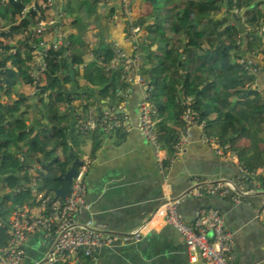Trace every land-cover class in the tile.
<instances>
[{"label":"trees","instance_id":"16d2710c","mask_svg":"<svg viewBox=\"0 0 264 264\" xmlns=\"http://www.w3.org/2000/svg\"><path fill=\"white\" fill-rule=\"evenodd\" d=\"M148 1L154 7L141 18V23L150 24L140 45V53H144L142 74L150 88L149 101L153 105L159 142L167 145L171 152L174 151L181 129L175 128L171 122L174 121L176 125L181 122L183 106L180 101L188 96L194 99L207 136L223 139L225 131L232 139L249 129L251 132L254 130L255 136L263 133L264 94L252 87L257 81L254 73L260 67L248 62L247 55L264 53V35L261 31L264 27V0ZM48 4V0L42 3L39 0H0V24L6 22L0 30V96L9 95V99L18 96V101L13 104L8 101L6 105L0 104V175L9 188L6 194L0 188V199H3L0 206L6 207L7 199L12 198L20 207L33 205L37 193L50 197L51 202L57 199L55 193L47 189L60 186V181L41 177L33 171L30 173L28 163L40 165L39 157L42 156L49 163L51 174L57 175L64 174L74 158H80L78 155H68V148L71 147L65 137L68 139L69 120L63 107L76 101L77 109L88 112L95 102V93L106 99L109 106H115L124 101V93L129 86L122 76L121 67L106 70L105 64L116 57L110 48L99 53L97 51L98 59L81 72L79 65L84 58L71 51L82 41L77 35H70L67 44H62L55 54L45 57L43 77L35 86L39 89L35 93L41 97L40 106L45 105L43 110L42 106L38 107V113L42 114L45 110L46 115L55 122L50 130L54 135L48 139L43 136L26 141V121L34 118L33 109L37 107L29 99L31 90L25 87L32 89L34 84L30 71L37 64L36 50L43 39L35 26L42 20H48L46 11L52 8ZM28 7L31 8L27 11ZM68 12L70 6L63 10L64 14ZM238 22L242 23L244 31L239 28ZM12 49L16 50L15 53L11 52ZM69 66L74 70L73 79ZM43 80L46 83L43 84ZM68 83L73 84L70 85L72 90H77L71 96L67 92ZM47 91L49 102L44 103L42 96ZM78 118L73 126L80 134L96 132L97 136L101 135L100 128L80 132L76 127ZM8 119H11L10 124L6 123ZM17 127L22 134L18 142L20 144V139L23 142L15 149L9 138L18 134L15 130ZM54 139L64 146V155H56V160H53L56 149L50 151L47 146ZM19 150L28 155V162L19 155ZM240 157L243 166L254 169L252 161L247 162ZM251 181L264 189V176L258 175ZM63 184L70 191L72 184L68 181H63ZM33 187L37 193L31 192ZM7 210L9 208L3 211ZM40 235L43 240V234ZM8 238V234L2 233L0 228V247L7 243ZM92 263L86 261V264Z\"/></svg>","mask_w":264,"mask_h":264},{"label":"crops","instance_id":"0c3cea01","mask_svg":"<svg viewBox=\"0 0 264 264\" xmlns=\"http://www.w3.org/2000/svg\"><path fill=\"white\" fill-rule=\"evenodd\" d=\"M42 1L39 0L40 3ZM48 1L52 8L46 11L48 20H42L46 23L42 41L52 47L55 43L67 44V37L77 35L82 42L71 52L84 58V62L79 65L81 72L98 59L97 51L99 53L110 48L116 55L119 51H133L127 41L128 16L121 0ZM66 6H70V12L64 14ZM153 7L148 0H130V17L140 26L142 41L150 23H141V18L153 10ZM29 8L31 7L27 11ZM5 23L0 24V30ZM57 48H53L50 55L55 54ZM143 54L141 51L142 62ZM35 58L38 60L37 52ZM247 61L260 67L254 73L257 81L252 87L264 94V63L262 65L261 54L247 55ZM66 87L69 96L77 92L70 85ZM25 88L31 90L29 99L37 107L33 109L34 118L26 121L28 128L34 132L35 137L52 138L54 134L46 132V129L51 130L55 122L46 115L45 110L42 114L38 113L42 105L40 106L41 97L35 93L37 89L34 86L32 89ZM143 92V85L131 82L124 93L131 127L128 131L101 129L100 136L95 132L83 135L78 141L74 140L78 131L73 125L75 119L85 112L77 109L76 101L63 107L69 127L71 126L70 130L67 127L68 139L65 137L71 147L68 148V155L80 157L74 160L89 161L85 175L88 207L79 212L77 220L91 227L103 225L109 235L119 236L111 244L101 246L87 261H92V264H205L200 257H192L182 235L173 226L165 225L157 219L149 221L167 195L181 199L178 210L189 222L205 213L209 207L220 209L227 229L233 234L229 252L232 263L264 264V190L260 189V184L251 181V178L258 175L264 176V132L255 136L254 130L251 132L249 129L241 136L230 139L224 131L223 137L226 140L206 135L210 140L205 141L202 139L203 132L196 127L182 151H177L174 146V151L171 152L163 142L157 145L150 142L138 129V106ZM2 96L3 94L0 101L6 105L9 95ZM46 97L48 103V91L42 96L43 99ZM93 97L95 102L91 109L104 110L109 107L108 101L97 93ZM10 99L17 102L18 96L14 95ZM10 122L11 119L6 121L8 124ZM171 123L178 130L182 128L181 122L177 125L174 121ZM15 130L18 134L11 138L16 139L14 148L17 149L23 140L20 139L19 144L21 130L19 127ZM47 146L50 151L54 149L49 144ZM217 150L222 151V155ZM61 153L64 155L63 150ZM240 155L247 162L252 161L254 169L252 166L251 169L243 166ZM219 180L231 181L234 189L231 188L226 195L209 194L206 186ZM1 185L7 188L5 181H0ZM253 188L257 191H253ZM3 190L2 193L6 194L7 191ZM237 193L243 194L239 200L233 197ZM0 223V228L5 225L1 218ZM145 225L150 230L144 228L137 240L121 238ZM44 257L45 246L40 233H36L27 245V261L31 263Z\"/></svg>","mask_w":264,"mask_h":264},{"label":"built area","instance_id":"2783aa9c","mask_svg":"<svg viewBox=\"0 0 264 264\" xmlns=\"http://www.w3.org/2000/svg\"><path fill=\"white\" fill-rule=\"evenodd\" d=\"M128 16L129 33L127 41L132 47V52L119 51L118 55L109 63H106V70L122 68L124 80L130 84L136 82L144 86V92L139 101L138 129L143 136L153 144L159 143L156 127L153 119V105L150 103V88L148 81L142 74V56L140 44L142 43L141 29L130 17V0H121ZM46 23L39 22L35 30L43 34ZM264 33V28L261 30ZM63 42L55 43L52 47L40 42L37 55L38 60L35 67L31 68V77L36 84L46 68L45 57L53 48L62 45ZM15 53V51H12ZM264 62V53H261ZM1 67V66H0ZM183 106L180 119L182 128L179 131L178 141L175 144L177 151H182L184 145L192 137L193 129L199 128L203 132L202 139L209 141L205 134V125L200 120L199 112L194 105L192 97L181 99ZM130 118L125 101L118 106H109L104 110L90 109L83 113L77 120L76 127L82 132L102 129L104 131H121L131 128ZM222 155V151L217 150ZM88 160L82 161L79 166V173L75 176L70 191L65 200L59 199L50 201L49 197L39 194L33 205H23L13 210L8 220V241L0 247V264H86L87 259L94 256L96 251L103 245H109L117 235H109L107 228L103 225L91 227L88 224L79 223L77 215L88 207L86 201L85 175L88 169ZM233 183L227 180H219L209 183L206 186L207 192L211 195H226ZM234 189V188H233ZM257 189L253 188V191ZM260 190V189H258ZM264 190V189H262ZM167 192V190H165ZM167 194V193H166ZM243 194L237 193L233 197L239 200ZM179 197H166L158 208L152 213L149 221L158 220L165 225L173 226L183 237L188 252L192 257H200L205 264H233L230 256V249L233 241V234L225 224V218L220 209L209 207L202 215L194 221L189 222L180 214L178 204ZM143 226L135 232L125 234V240L130 238L138 239L144 232ZM43 234V245L45 246V257L42 260L27 261V245L32 235Z\"/></svg>","mask_w":264,"mask_h":264},{"label":"water","instance_id":"95a60500","mask_svg":"<svg viewBox=\"0 0 264 264\" xmlns=\"http://www.w3.org/2000/svg\"><path fill=\"white\" fill-rule=\"evenodd\" d=\"M238 26L242 31H244V27H243L241 22H238ZM69 74H70L71 78L73 79L74 78V70L71 66L69 67ZM4 139H6V138H4ZM10 140H11V142L14 143L16 139L11 138ZM18 153L22 154L23 157H26V158L28 157V155L26 153H22L21 150H19ZM39 158H41L40 165H37V164L32 163V162L28 163V167L30 168V172L33 171L34 173L40 175L41 177H51L53 179L55 178L56 180L60 181V186L48 188L47 190H51L52 192H54L56 198H64L67 195L68 190L65 187V185L63 184V181H68L69 183L72 184L74 177L79 173V166L81 165L82 161L74 160L72 162L71 166L69 167V169L64 174L53 175L49 171V167H48L49 163L46 162L45 160H43L42 156ZM53 160H56V157ZM27 162H28V159H27ZM0 181L4 182V177L1 175H0ZM39 184L41 185V183H39ZM0 187L5 189L7 192L9 191V188H5V185H1ZM32 189L35 190L34 187ZM11 200L13 203L15 202L14 198H12ZM16 207H17L16 204H13L10 211H12Z\"/></svg>","mask_w":264,"mask_h":264},{"label":"rangeland","instance_id":"374dc122","mask_svg":"<svg viewBox=\"0 0 264 264\" xmlns=\"http://www.w3.org/2000/svg\"><path fill=\"white\" fill-rule=\"evenodd\" d=\"M68 85H73L72 83H68ZM46 95H47V93H46ZM48 96V95H47ZM44 103H46L47 101H48V97H46L44 100ZM42 107L43 108H45V105H42ZM46 132H48V133H50V129L49 128H47L46 129ZM244 133V132H243ZM63 137H65V135H63ZM83 137V135L82 134H80L79 132H77V135H76V137H75V141L77 140L78 141V138H82ZM49 145L50 146H53V148H55V149H57L56 150V153L54 154V156L56 157V155H58V154H62L61 153V151L64 149V146L63 145H59V143H57V142H55V139L54 140H52V141H50L49 142ZM52 165H54V162L51 164V167H52ZM9 215H10V212H8V211H3V217H4V220L6 221H8L9 220ZM1 224V223H0ZM1 232L2 233H5V234H7V232H8V228H7V226H6V224L3 226V227H1Z\"/></svg>","mask_w":264,"mask_h":264},{"label":"flooded vegetation","instance_id":"af4514ba","mask_svg":"<svg viewBox=\"0 0 264 264\" xmlns=\"http://www.w3.org/2000/svg\"><path fill=\"white\" fill-rule=\"evenodd\" d=\"M4 96V95H3ZM3 96H2V98H3ZM8 102H10V104H13L14 102L13 101H11V99H9V101ZM0 104H1V101H0ZM26 136L28 137L27 139H26V141H28V139L29 140H33L34 138H35V136H34V132H32L31 130H30V128H28V126H27V128H26ZM8 200V204H7V206L5 207L4 205L3 206H0V218L2 219V220H4V217H3V210H4V208L6 209V208H10L12 205H13V203L11 202V200H9V199H7ZM3 203V202H2ZM8 211V210H7Z\"/></svg>","mask_w":264,"mask_h":264},{"label":"clouds","instance_id":"9594fccd","mask_svg":"<svg viewBox=\"0 0 264 264\" xmlns=\"http://www.w3.org/2000/svg\"><path fill=\"white\" fill-rule=\"evenodd\" d=\"M12 51H13V50H11V52H12ZM30 72H31V71H30ZM30 75H31V74H30ZM40 78H42V75H41ZM33 86H34V88H35L36 84L34 83ZM35 89H36V88H35ZM37 91H39V89H37ZM18 152H19V151H18ZM19 155L22 156V154H19ZM22 158H26V157H23V156H22ZM26 159H27V158H26ZM30 173H32V172H30ZM74 178H75V177H74ZM73 180H74V179H73ZM72 184H73V182H72ZM71 186H72V185H71ZM70 189H71V187H70ZM260 189H263V188H260ZM31 192H32V193H37L36 189H35V190L32 189ZM68 192H69V191H68ZM39 194H42V193H37V196H38ZM67 194H68V193H67ZM66 196H67V195H66ZM66 196H65V197H66ZM65 197H64V198H65ZM49 198H50V197H49ZM64 198H57V199L62 200V199H64ZM57 199H55V200H57ZM2 201H3V199L1 198V199H0V202H2ZM11 202H12V200H11ZM8 203H9V202H7V204H8ZM12 203H13V202H12ZM32 203H33V202H32ZM13 204H16V202H14ZM26 205H27V204H26ZM12 206H13V205H12ZM12 206H11V207L9 208V210H8V212H10V214H11V212H12L13 210H15V209H17L18 207H20V206H18V205L16 204L17 207L14 208L12 211H10V209L12 208ZM9 216H10V215H9ZM3 221H4V223H5L6 226H7L8 221H7V220H6V221L3 220ZM7 228H8V226H7Z\"/></svg>","mask_w":264,"mask_h":264}]
</instances>
